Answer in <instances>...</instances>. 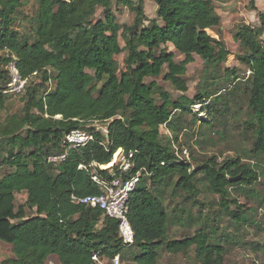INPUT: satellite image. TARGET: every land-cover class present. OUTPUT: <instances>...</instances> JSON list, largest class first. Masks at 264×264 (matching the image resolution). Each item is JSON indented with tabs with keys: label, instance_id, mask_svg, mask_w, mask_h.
Masks as SVG:
<instances>
[{
	"label": "trees",
	"instance_id": "trees-1",
	"mask_svg": "<svg viewBox=\"0 0 264 264\" xmlns=\"http://www.w3.org/2000/svg\"><path fill=\"white\" fill-rule=\"evenodd\" d=\"M146 1L157 5L158 19L146 17ZM119 2L135 14L132 25L118 22L113 0H39L35 16L38 25L31 42L15 28L24 1L0 0V49L10 52L8 58H0V64L15 60L20 74L28 80L43 73L40 85L28 83L24 88L21 113L9 115L0 124V168H10L0 177V241L11 244L14 251L1 264H46L53 255L61 264H95L94 254L126 258L127 251L138 264H157L164 244L172 254L196 247L201 264H222L225 248L212 241L204 228L193 236L166 241L171 219L163 200L164 189L174 184L175 191L196 194L199 168L204 170L209 190L219 195L223 212L242 221L243 210L231 209L238 201L231 198L230 189L254 186L260 178L258 171L240 158L220 163L216 156L206 160L204 166L195 167L190 156L179 155L173 143L178 142L182 130L175 125L177 112H193L194 106L210 104L207 115L213 121L206 119L201 124L208 130L214 128V121H222L219 112L224 115L217 109L221 99L226 100L224 91H205L194 98L186 94L185 75L195 55L212 68L226 62L230 55L226 42L208 32L222 25L214 1ZM98 8L103 9L104 17L95 20ZM261 24L264 28V14ZM262 32L242 24L234 35L245 51L242 59L251 73L244 87L252 115L246 126L251 128L252 122L255 127L252 155L264 154ZM167 44L182 53L184 60L176 62L174 52L162 48ZM125 50V68L120 70L116 57ZM3 74L0 67L1 108L5 101L1 91L10 81V77L2 80ZM161 75L183 93L180 99L173 101L168 92L157 91L155 82H145L148 77ZM49 81L54 84L50 90ZM94 120L108 122L107 132L91 131L92 141L69 148L67 136L75 130H86L87 123ZM162 126L174 133L173 141L163 138ZM119 149L126 156L133 154L132 167L123 172L119 163L114 164L115 175L131 177L141 172L128 199V217L135 232L130 246L122 243L117 220L73 198L101 192L92 176L111 178L109 169L99 165L110 164ZM66 152L61 161L49 160ZM236 177L240 179L232 180ZM20 193H26L27 198L17 206ZM29 211L35 213L29 215Z\"/></svg>",
	"mask_w": 264,
	"mask_h": 264
},
{
	"label": "rangeland",
	"instance_id": "rangeland-1",
	"mask_svg": "<svg viewBox=\"0 0 264 264\" xmlns=\"http://www.w3.org/2000/svg\"><path fill=\"white\" fill-rule=\"evenodd\" d=\"M25 6L16 15L15 28L23 38L34 41L38 22L35 18L39 5V0H23ZM137 1V0H134ZM216 13L220 15L222 25L219 29H209L208 32L217 39H223L230 51L226 62L217 68L206 66L204 60L195 55V61L188 65L185 79L188 85L187 96L194 98L202 92H223L226 100L222 99L217 105L219 118L214 121L215 126L208 130L201 124L204 120L213 119L207 115L210 106H194L193 112L175 115L179 130L178 142H173L179 155L185 158L190 156L195 167L204 166L205 161L213 156L222 163L228 159L240 158L242 163L249 164L252 169L257 170L260 178L251 187L238 186L230 189L231 198L236 199L238 204H232L231 209L235 211L243 210L244 214L241 222L233 220L227 216L221 206L218 194L212 193L205 178L204 170L199 168L196 175L198 192L194 195L186 194L174 190V184L164 189L163 200L170 215V226L166 235V241L180 240L188 236L195 235L201 228H204L211 236L212 241L219 243L225 248V255L222 264H252L254 262H264V154L252 155L250 149L253 145L255 128L250 122L251 128H247V121L252 118L248 107L246 80L250 77V69L243 61L244 49L234 39L235 33L242 24H250L261 29V41H264V28L261 24V15L264 14V0H213ZM143 8L148 19H158L157 5L152 1H146ZM113 10L118 22L122 25H132L135 14L132 13L124 3L113 0ZM103 9L98 8L95 20L102 19ZM148 24V22H146ZM122 47H125V39L121 36ZM168 45V46H167ZM163 45L168 52H174L175 61L181 62L185 56L177 51L171 44ZM10 52L0 49V58H8ZM128 50H125L116 59L119 69L125 68V58ZM9 62H1V70L4 71L2 80L10 77L6 68ZM167 71V67H165ZM50 75H55L54 71L48 70ZM90 73L94 74L93 71ZM165 73V72H164ZM43 73H37L27 79V86L31 83L40 85L43 81ZM145 82L157 84L158 92H168L173 101H177L183 95L170 82L160 77H148ZM29 83V84H28ZM241 83V84H240ZM240 84V86H239ZM236 85V86H235ZM48 90L54 88L53 82H48ZM236 88V89H235ZM227 91L225 92V90ZM233 89V91H231ZM5 96L4 106L0 107V124L6 117L15 113H21L25 92L13 93L8 87L1 91ZM214 97V96H213ZM214 99V98H213ZM162 100H159L161 103ZM196 114H198L196 116ZM197 122H194V117ZM207 117V118H206ZM179 119V120H178ZM200 119V121H198ZM202 119V120H201ZM212 119V120H211ZM178 120V121H177ZM190 126V127H189ZM108 122L90 121L86 125V131L93 132L101 130L107 132ZM163 138L173 141L174 133L167 126L161 127ZM1 142V141H0ZM186 151V152H184ZM10 168L2 166L0 177L9 172ZM26 193L17 194V206L26 201ZM222 210V211H221ZM29 211L28 214H34ZM126 252V251H125ZM127 251L126 258H121L122 264H138ZM14 255L13 246L0 241V264L2 260ZM46 264H61L57 256H51ZM157 264H201L196 257V247L191 248L186 253L172 254L167 251L165 244L159 250Z\"/></svg>",
	"mask_w": 264,
	"mask_h": 264
},
{
	"label": "built area",
	"instance_id": "built-area-1",
	"mask_svg": "<svg viewBox=\"0 0 264 264\" xmlns=\"http://www.w3.org/2000/svg\"><path fill=\"white\" fill-rule=\"evenodd\" d=\"M6 68L9 70L10 74L8 90L13 93H21L26 87L27 78L22 77L15 60L9 62ZM93 139L94 134L92 132L81 129L72 131L67 136V142L70 144L69 148L84 146ZM66 154L67 152L62 155L52 156L49 160L61 161L65 159ZM132 156V153L126 156L122 149H119L114 156V160L112 161L114 163L112 165H99L102 169H109L111 178L104 177L100 174H93L92 176L93 181L100 187L101 192L96 195L84 197L73 196L74 200L79 203L93 208H99L104 212L105 216L117 220L119 237L124 246H130L134 244L135 241V232L128 217V199L130 193L135 189L140 180L141 172L139 171L136 175L131 177H123L121 175H115L112 166L119 163L120 170L127 172L132 167ZM82 167L83 165H80V168ZM92 258L95 264H122L120 255H116L112 259H109L105 256L101 257L98 254H94Z\"/></svg>",
	"mask_w": 264,
	"mask_h": 264
},
{
	"label": "water",
	"instance_id": "water-1",
	"mask_svg": "<svg viewBox=\"0 0 264 264\" xmlns=\"http://www.w3.org/2000/svg\"><path fill=\"white\" fill-rule=\"evenodd\" d=\"M238 179H240V177H236V178H234V179H232V180H238Z\"/></svg>",
	"mask_w": 264,
	"mask_h": 264
},
{
	"label": "bare ground",
	"instance_id": "bare-ground-1",
	"mask_svg": "<svg viewBox=\"0 0 264 264\" xmlns=\"http://www.w3.org/2000/svg\"><path fill=\"white\" fill-rule=\"evenodd\" d=\"M110 165H112V163H110Z\"/></svg>",
	"mask_w": 264,
	"mask_h": 264
}]
</instances>
